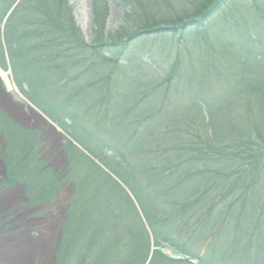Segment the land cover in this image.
<instances>
[{
	"label": "trees",
	"instance_id": "trees-1",
	"mask_svg": "<svg viewBox=\"0 0 264 264\" xmlns=\"http://www.w3.org/2000/svg\"><path fill=\"white\" fill-rule=\"evenodd\" d=\"M119 4L124 21L109 30L108 1L90 0L92 37L86 40L69 0H0V67L11 71L26 100L113 175L82 160L102 183L76 186L52 263L264 264V201L251 212L244 201L263 166L264 0ZM228 6L250 16L228 27L221 16ZM162 34L179 35L177 44L188 38L191 52L183 69L147 63L143 58L150 52L131 48L138 36ZM167 51L170 45L158 49ZM177 75L174 91L169 85ZM151 90L161 97L149 107L144 93ZM178 90L188 100H179ZM246 91L260 103L253 121L237 108ZM88 105L98 107L96 114ZM198 124L203 128L195 130ZM1 135L7 173L0 194L20 188L24 195L10 210L0 195L7 231L13 213L44 201L50 205L68 180L54 164L35 158L43 147L37 130L23 128L0 108ZM72 138L53 153L68 157L69 168L76 166ZM206 160L211 162L203 165ZM163 244L185 258L165 255Z\"/></svg>",
	"mask_w": 264,
	"mask_h": 264
},
{
	"label": "rangeland",
	"instance_id": "rangeland-1",
	"mask_svg": "<svg viewBox=\"0 0 264 264\" xmlns=\"http://www.w3.org/2000/svg\"><path fill=\"white\" fill-rule=\"evenodd\" d=\"M70 3L74 6L75 9V18L77 23L79 24L83 35L86 40H90L92 37V22H91V6L90 0H69ZM109 3V17L107 26L109 30H115L121 23L124 21L125 17V9L119 3H122V0H107ZM234 1H242L243 4L250 5L252 0H234ZM235 3L231 2L230 4ZM234 5V4H233ZM231 6V5H230ZM226 7V9L221 13V16H224L225 23L228 27H233L234 23L232 21L237 18L239 23L243 21V18H248L250 15L248 12L243 10H239L235 12L232 7ZM218 16L215 17L213 23H218ZM239 29V27H237ZM193 31L192 34H196L198 31L196 30H186ZM195 31V32H194ZM191 34V35H192ZM200 38L202 34H198ZM179 35H152L144 37L138 36L134 38L131 42V48L133 50H141L144 49L147 53L146 58H143L145 62H160L165 65L167 68L169 66H174L178 64L177 70H181L184 67L182 63L185 59L189 57L186 53L189 51L188 38L183 43H176ZM209 38H202V40L206 43ZM176 43V44H175ZM175 46L173 47V45ZM171 46V51L165 53H159L158 49L161 47ZM188 50V51H187ZM191 52V51H189ZM178 61H182L181 64ZM146 63V64H147ZM150 63V64H151ZM141 64L140 69L144 71H148L149 65ZM155 67L160 70L161 67ZM215 71V70H214ZM188 74H192V69L189 67L187 69ZM224 76V75H223ZM167 78V74L163 76V78ZM222 77V76H219ZM165 78V79H166ZM225 76L221 79L223 80ZM180 78L175 76L170 83V88L174 91L176 90V84ZM218 76L215 74L212 76V81L216 82ZM2 84L6 88V93H4ZM121 85V84H120ZM119 86V85H117ZM171 90V89H170ZM179 91V90H178ZM173 91H170V94ZM144 96H146V102L149 107L155 105L153 99H158L157 97H161L160 92L158 94L155 93L154 90L145 91ZM187 93L184 94L179 91L177 94V98L179 100H188ZM183 98V99H182ZM241 102L238 105V111L245 115V117L249 121L254 120V116L256 115L255 111L259 113L260 103L256 96L251 94V92H245L241 96ZM175 101V100H174ZM91 107V105H88ZM0 108L4 109L6 113L9 114L13 118V120L18 123L20 126L26 129H35L40 134V140L42 141L43 147L41 148L40 154L35 157L40 160H43L47 166H51L54 164V168L60 170L59 174L62 178L66 177L68 182L63 183L58 188V191L55 194V199L49 205L47 201H44L41 205H30L27 209H19L16 212V215L13 213L14 219L11 220L13 222L12 226L5 231L4 230V222L0 219V264H53L52 259H54V254L56 253L57 246L56 243L59 240L60 230L62 224L65 222L67 218V213L71 210V200L73 196L78 195L76 190V186L80 183H84L87 187H93L94 184H98L101 182L98 172L95 171L94 167H91L93 170H89L86 166L85 162L82 160H92L94 165L99 166L107 175L112 176V173L104 167L100 161L92 156L87 149L82 145L75 141L70 135L66 132H63L59 126L54 124L50 119H46L43 116V113L36 110L28 100L20 93V91L15 87L13 81L10 77L9 71L0 70ZM97 106L93 105L91 107V112L96 114ZM255 110V111H254ZM100 114V113H99ZM248 123V122H247ZM253 126V125H252ZM92 127L95 129H99L98 125L95 123ZM203 125L200 124L194 126L195 130L202 129ZM203 132V131H202ZM73 139V144L76 147L75 165L72 168L68 167L69 158L64 156L60 157L59 153L53 156L56 148H59V144H65L66 139ZM4 136H0V181L4 179L6 176L7 170L5 166V143H3ZM262 144V145H261ZM260 144L261 155L263 159V166L260 175V179L258 178V184L256 183L252 189H250V193L248 197L244 198L246 201V206L248 212H251L257 204H261L264 201V142L262 141ZM259 145V144H258ZM259 147V146H257ZM67 160V162H66ZM92 162V163H93ZM203 165H207L211 162V160L201 161ZM72 179V181H71ZM97 180V182H96ZM71 182V183H69ZM104 183V181H103ZM255 189V190H253ZM95 195H97L96 189H93ZM2 199L5 200L6 206L5 210H10L12 207L16 205V203H20L22 198L24 199V195L20 188H12L1 190ZM247 195V193H246ZM251 209V210H250ZM240 208L235 210L238 213ZM257 218H253L256 220ZM243 223V220L238 221L239 223ZM244 225V223H243ZM21 227L25 228L22 230ZM237 227V226H236ZM182 232L187 233V227L182 226ZM191 232V231H190ZM189 232V233H190ZM186 234L185 236H190ZM185 239V238H183ZM205 247L201 248V255L205 254ZM162 253L169 257H173L176 259L185 258V256L176 249V247L171 244H163L161 247Z\"/></svg>",
	"mask_w": 264,
	"mask_h": 264
}]
</instances>
